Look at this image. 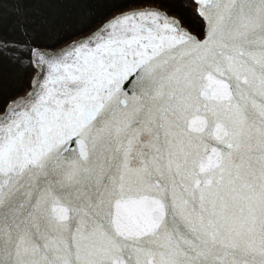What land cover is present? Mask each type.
I'll return each instance as SVG.
<instances>
[{
	"label": "snow or ice",
	"instance_id": "obj_1",
	"mask_svg": "<svg viewBox=\"0 0 264 264\" xmlns=\"http://www.w3.org/2000/svg\"><path fill=\"white\" fill-rule=\"evenodd\" d=\"M0 264H264V0H0Z\"/></svg>",
	"mask_w": 264,
	"mask_h": 264
},
{
	"label": "trees",
	"instance_id": "obj_2",
	"mask_svg": "<svg viewBox=\"0 0 264 264\" xmlns=\"http://www.w3.org/2000/svg\"><path fill=\"white\" fill-rule=\"evenodd\" d=\"M194 11V9H188V12H189V15H190V18H191V13Z\"/></svg>",
	"mask_w": 264,
	"mask_h": 264
}]
</instances>
